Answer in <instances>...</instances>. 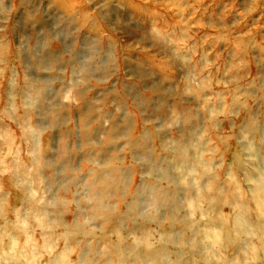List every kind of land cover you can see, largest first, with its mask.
Returning <instances> with one entry per match:
<instances>
[{
    "label": "rangeland",
    "instance_id": "1",
    "mask_svg": "<svg viewBox=\"0 0 264 264\" xmlns=\"http://www.w3.org/2000/svg\"><path fill=\"white\" fill-rule=\"evenodd\" d=\"M256 170L264 0H0V264H264Z\"/></svg>",
    "mask_w": 264,
    "mask_h": 264
},
{
    "label": "bare ground",
    "instance_id": "2",
    "mask_svg": "<svg viewBox=\"0 0 264 264\" xmlns=\"http://www.w3.org/2000/svg\"><path fill=\"white\" fill-rule=\"evenodd\" d=\"M69 4H68V8L71 7V4L70 5ZM190 150L191 148H189L187 151L184 150L182 160L183 159L186 161L191 160L192 164L200 165L199 160L197 159L196 156L192 154V151ZM246 181L250 183L249 189H247L248 195H249L248 201L253 204L256 214H259V216L262 215V217H264V172L263 173L259 172L258 174V170H256V172L253 173V175L247 174ZM236 190L239 191L241 189L237 187L235 188L234 191ZM232 196H233V193L230 195V197ZM227 198H228V195H225V199ZM244 208H245V205H242V210ZM244 212H245L244 210L243 211L238 210V212H234L232 214L230 213V211H228L227 214H224L225 212H222L220 215L215 216V218L212 220V224L213 226L220 224L218 226L219 227L218 229L220 230H217L219 231L220 234L215 233L216 232L215 229L214 230L211 229V230H208L205 235L206 240L209 241L208 243L212 245V249H214L213 247L214 245H217V241L219 238H221L222 233L225 234V238L229 239L230 231L236 232L237 235H239L240 237L245 235L249 237L259 236L260 239L264 238V221L258 220L255 223H251L244 217L243 215ZM228 224H229V227H228ZM230 239L233 241L232 238ZM219 245L221 244L219 243ZM121 263L122 262H118V264H121Z\"/></svg>",
    "mask_w": 264,
    "mask_h": 264
}]
</instances>
